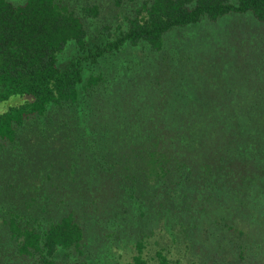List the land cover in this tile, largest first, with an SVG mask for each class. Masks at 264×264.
I'll list each match as a JSON object with an SVG mask.
<instances>
[{"label":"rangeland","instance_id":"374dc122","mask_svg":"<svg viewBox=\"0 0 264 264\" xmlns=\"http://www.w3.org/2000/svg\"><path fill=\"white\" fill-rule=\"evenodd\" d=\"M64 1L83 17L92 46L125 31L128 18L146 0ZM94 4L97 16L82 13V7ZM164 42L158 51L127 43L88 65L86 78L102 74L98 87L107 89L95 95L90 122L71 119L61 125L62 117L53 110L48 123L59 119L49 128L27 125L18 143H0V264L33 261L32 256L19 254L10 230L13 222L41 231L69 213L85 236L80 249L60 253L59 264H125L139 253V243L151 264L158 262L161 251L171 264L264 260V176H228L225 192L195 195L202 203L196 208L170 205L161 210L147 200L156 210L152 213L146 205L141 208L144 197L131 198L120 188L119 170L112 172V155L124 152L120 138L127 140L138 132L126 118L139 109L147 125L152 119L172 129H196L205 126L199 121L210 115L242 112L248 109L247 101L264 98V21L251 12L216 20L204 17L199 23L174 27ZM76 54V44L70 43L59 55V65L66 66ZM88 98L83 94L82 103ZM67 111L71 112L62 110ZM82 111L80 107L76 112ZM105 154L108 161L102 159ZM44 169L51 171L50 179ZM178 211L182 220L174 215ZM234 212L252 223L243 235L222 231L223 222Z\"/></svg>","mask_w":264,"mask_h":264},{"label":"trees","instance_id":"16d2710c","mask_svg":"<svg viewBox=\"0 0 264 264\" xmlns=\"http://www.w3.org/2000/svg\"><path fill=\"white\" fill-rule=\"evenodd\" d=\"M247 12L264 21V0H146L128 18L125 31L90 46L85 21L68 2L26 0L15 4L0 0V143L16 144L27 125L49 128L61 117V125L71 119L90 122L88 115L95 111V95L107 89L98 87L102 74L86 78L87 67L119 52L125 44L135 47L142 43L158 51L164 47L166 33L174 27L196 24L204 17L216 20L226 14ZM82 13L95 17L99 8L96 4L86 5ZM70 43L76 44L77 54L61 67L59 55ZM136 65L137 61L135 68ZM136 84L137 81L133 85ZM83 94L89 97L84 103ZM15 96L21 98L14 101ZM246 105L247 110L228 116L210 115L199 121L205 126L196 129H172L152 119L147 125L141 109L127 116V125L135 126L138 132L127 140L119 137L124 152L112 155V172L116 173V169L121 173L120 188L131 198L144 197L141 208L146 205L153 213L156 210L153 204L145 203L147 200L154 201L156 209L161 210H168L170 205L193 207L202 205L196 200L197 194L225 192L228 176L263 177L264 98L252 99ZM74 106L76 110L72 111ZM80 107L82 113L76 112ZM63 109L71 112L63 113ZM53 110L60 117L49 124L47 118ZM102 159L109 160V156L105 154ZM44 170V176L50 179L51 171ZM179 213L174 215L182 220ZM223 224V232L240 235L247 225H252L236 212ZM10 230L19 254L33 257L29 264H59L60 253L80 249L85 236L82 225L71 213L45 230L22 227L16 222ZM143 245L139 243V253L125 264H151L142 254ZM157 257L158 262L153 264H171L162 251L157 252Z\"/></svg>","mask_w":264,"mask_h":264}]
</instances>
